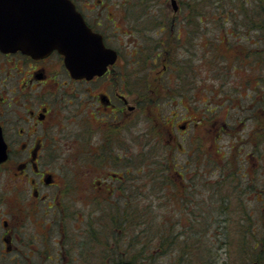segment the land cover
<instances>
[{
  "label": "flooded vegetation",
  "instance_id": "1",
  "mask_svg": "<svg viewBox=\"0 0 264 264\" xmlns=\"http://www.w3.org/2000/svg\"><path fill=\"white\" fill-rule=\"evenodd\" d=\"M73 1L110 45L100 26L105 20L126 17L125 5L130 0ZM110 50L116 56L107 70L83 78L71 74L64 55L57 50L41 57L0 50V125L7 154L0 171L9 178L0 189V262L120 264L126 253L120 234L124 225L118 222L138 212L141 199L154 195L158 182L169 189L171 182L182 181L187 196L201 191L198 174L189 173L187 158L170 162L173 154L169 148L175 142L185 153L174 127L186 134L192 122L174 119L170 130L166 125L172 111L163 107V101L166 96L172 99L170 85L165 82L161 86L164 93H154L153 86L163 80L157 77L156 81L141 71L147 68L151 73L139 56L140 49L132 57L128 53L131 58L126 59L124 49ZM161 56L159 52L152 58L155 64L160 59L163 74L169 71L175 53L167 50L166 56ZM156 105L162 106L160 112ZM141 117L145 132L140 131ZM203 117L195 123H202ZM249 118L253 125L248 140L259 145L257 155L262 161L264 107L252 111ZM153 119L158 120L155 125L160 132L167 133L166 143L160 140L165 144L164 153L156 152L151 142L157 137L150 125ZM225 127L217 126L215 133L221 134ZM141 133L147 140L142 144ZM255 152L252 149L246 158L245 173L250 179L262 174L260 160L256 175L248 171L255 165ZM220 166V177L225 179L227 166ZM227 185L230 189L223 192L244 195L231 183L222 186ZM260 191L264 193V189ZM75 196L82 207L64 206L65 197L75 200ZM148 204L152 206V200ZM190 211L198 214L203 208Z\"/></svg>",
  "mask_w": 264,
  "mask_h": 264
},
{
  "label": "rangeland",
  "instance_id": "2",
  "mask_svg": "<svg viewBox=\"0 0 264 264\" xmlns=\"http://www.w3.org/2000/svg\"><path fill=\"white\" fill-rule=\"evenodd\" d=\"M146 1L130 0V3L125 5L126 17L113 21L105 20L100 27L107 32L108 43L111 46L124 49L125 59L131 58L132 54L140 49L139 56L144 58L143 64L151 67V73L147 68L141 71H145L146 75L149 73L156 81L163 80V84L158 85L156 82L158 86H153L156 95L164 93L161 86L165 82L170 85L172 99L166 96L163 101V107L172 111L171 118L169 117L166 124L169 130L174 119L177 123L192 121L186 134L178 131V126L174 127L179 141L183 143L181 150L184 149L185 153L180 151L175 142L176 144L169 148V152L173 154L170 162H179L187 158L189 173L198 174V190H201L198 194H193V197L187 196L182 191V181L171 182L169 189L161 181L157 183L158 188L154 195L142 200L144 203H150L152 200L153 205L149 214H153L155 218L153 219V215L149 217L152 219L150 232L159 230L156 228L160 225L157 221L165 222L166 216L170 222L168 221L164 229H167L170 238L178 231H189L190 234L194 230L190 240L174 239L171 246H168L167 242L166 249L161 250L164 253L155 255L151 262L174 264L179 260L176 247L179 244H187L186 250L191 248L195 254L190 257L191 261L187 254L180 258V261L184 260L186 264H252L260 253L262 254L260 264H264V251L260 250V246L253 247L255 243L260 244L261 241L263 244L264 241L261 240L264 217V198L261 195L264 193L259 192L264 189V159L261 161V157L257 155L260 151L259 145L248 140V133L253 125L249 115L252 111L264 107V49L204 48V42L197 39L196 47L189 48L187 32L189 10L183 5V0H176L178 5L176 11L173 0ZM168 19L173 20L174 38L168 33L165 35L157 33L159 28L155 27L156 24L159 23L160 26ZM210 24L215 26L214 22ZM239 35L241 36V32ZM177 36L181 37L179 39L181 46L171 48L172 45L168 43ZM222 45L224 46V42ZM167 50L171 51V54L175 53V58L169 63V71L161 74V61L159 59L156 64L153 63L152 56H157L160 52L161 58L165 57ZM128 53L131 57L127 56ZM239 55H245L248 59L242 61ZM180 74L182 77L178 78ZM175 94L177 95L174 96ZM161 108L162 106L156 105L155 110L160 112ZM200 116L204 121L200 124L195 123L201 119ZM241 120L246 122L239 123ZM156 122L158 120L153 119V124H150L153 125V135L157 136L151 142L154 143L156 152L164 153L165 144L160 140L163 139L166 143L164 137L167 133L160 132L155 125ZM222 124H226L227 128L225 127L224 131L220 130L221 134L215 133V128ZM145 128L141 117L140 131H144ZM149 131L151 132L150 128ZM145 141L146 135L141 133L140 143ZM185 143L188 145L185 146ZM261 147L264 152V144ZM252 149L256 151L255 165L249 166L248 171H255L256 175L259 169L255 167L260 161L263 167L261 176L254 182H248L249 175L245 173L247 170L245 165ZM230 158L232 160L228 162ZM221 164L227 166L228 176L232 180L227 181L228 179L220 177ZM8 180L7 174L4 175L0 171V189L5 188ZM236 180L243 185L244 195L226 197L227 193L223 190L228 191L227 186L220 190V185L229 182L235 185ZM74 198L75 200L65 197L64 206L82 207V201L76 196ZM195 200L199 202L196 203ZM196 207L203 208V212L197 214L200 218L197 221L195 213L190 211ZM244 216L252 220H242ZM110 220L113 221L109 219L108 222ZM120 234L124 241L125 234L122 232ZM183 237L184 235L180 236Z\"/></svg>",
  "mask_w": 264,
  "mask_h": 264
},
{
  "label": "trees",
  "instance_id": "3",
  "mask_svg": "<svg viewBox=\"0 0 264 264\" xmlns=\"http://www.w3.org/2000/svg\"><path fill=\"white\" fill-rule=\"evenodd\" d=\"M146 2H149V0ZM183 5L189 10L187 19L189 48L191 46L196 47L195 39H197V41L202 40L204 42V48L212 47L213 49H224L225 47H234L236 49H264V0H183ZM211 22H214L215 26L210 24ZM158 24L155 25V27L159 28L157 33L161 32L164 35L168 33L169 36L174 38L173 20L168 19L167 22L162 23L160 26H158ZM239 32H241V36ZM222 35L225 37H222ZM180 38V36H177L176 39L169 41L168 44L172 45L171 48L176 49V47L178 48L181 46L179 42ZM222 42H224V46ZM240 57L242 61L248 59L245 55ZM181 77L182 75L178 78ZM259 177L260 176H252L251 179H248V182H254V180ZM227 178L228 175L224 180ZM228 180L232 179L228 178ZM239 182V180L235 181V185L233 184L234 189L236 191H243V185ZM222 188L223 186L220 185V190ZM229 189V185H227V190ZM178 192H180V189H178ZM261 196L264 198V194ZM226 197H230V194L227 193ZM235 197L242 196L236 193ZM257 198H259V196ZM149 205L150 204L144 203L141 199L138 212L125 215L122 220H119L122 221L124 225L123 229L120 231L125 234V239L122 243L125 247L126 256L123 262L146 264L147 260H149L147 264H152L151 259L154 258L155 255L164 253V251L161 250L166 249L165 244L167 242L168 246H171L170 244L174 239H181L182 241L191 239V234L194 230L190 234L189 231H178L170 238L166 231L167 229H164L169 221L167 216L165 217V222H162V220L157 221L160 223V225L156 227L159 230L150 232V229H152L150 221L152 219H149V217L153 214H149L151 209V205ZM222 208L223 206L220 211H222ZM154 218L155 216L153 215V219ZM195 218L196 221L200 219L197 217V214H195ZM262 219L263 229L261 240H264V217H262ZM242 220L250 221L252 219L248 216H244ZM171 224L173 225V222H171ZM161 225L163 226L161 227ZM153 227H155V222ZM181 235H184V237L180 238ZM186 246L187 244H179L178 247H176V255L179 257V260H176L174 264H186L184 260L180 261V258L184 257L185 254H187V258L191 261L190 257H193L195 252L191 248L186 250ZM257 246H260V250L264 251V241L263 244L260 241V244L257 242L253 245V247ZM189 253L190 255H188ZM261 255L260 253L256 259L259 263L261 262ZM149 256L150 258H148Z\"/></svg>",
  "mask_w": 264,
  "mask_h": 264
},
{
  "label": "water",
  "instance_id": "4",
  "mask_svg": "<svg viewBox=\"0 0 264 264\" xmlns=\"http://www.w3.org/2000/svg\"><path fill=\"white\" fill-rule=\"evenodd\" d=\"M173 5L176 11V0ZM55 49L78 78L102 73L111 55L108 49L114 48L106 46L103 35L87 24L72 0H0V50L44 56ZM6 157L0 125V162Z\"/></svg>",
  "mask_w": 264,
  "mask_h": 264
},
{
  "label": "bare ground",
  "instance_id": "5",
  "mask_svg": "<svg viewBox=\"0 0 264 264\" xmlns=\"http://www.w3.org/2000/svg\"><path fill=\"white\" fill-rule=\"evenodd\" d=\"M253 263V262H252Z\"/></svg>",
  "mask_w": 264,
  "mask_h": 264
}]
</instances>
